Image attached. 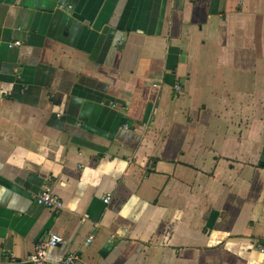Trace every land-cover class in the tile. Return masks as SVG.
I'll list each match as a JSON object with an SVG mask.
<instances>
[{
    "label": "crops",
    "instance_id": "0c3cea01",
    "mask_svg": "<svg viewBox=\"0 0 264 264\" xmlns=\"http://www.w3.org/2000/svg\"><path fill=\"white\" fill-rule=\"evenodd\" d=\"M48 232L53 261L264 264V0H0V264Z\"/></svg>",
    "mask_w": 264,
    "mask_h": 264
},
{
    "label": "built area",
    "instance_id": "2783aa9c",
    "mask_svg": "<svg viewBox=\"0 0 264 264\" xmlns=\"http://www.w3.org/2000/svg\"><path fill=\"white\" fill-rule=\"evenodd\" d=\"M19 45L18 40H14L12 42L7 43V47L17 46ZM153 86H156L155 83L152 84ZM174 88L178 90L180 88L179 85L175 84ZM110 199V195L106 194L102 201L103 203H107ZM35 203L38 205L46 206V207H52L53 209H60L62 207L61 201L53 196L50 192L49 187H44L43 190L34 198ZM61 237L54 233V232H48L46 237L36 243L33 246V250L28 255V261L30 264H74L78 260V256L73 253H67L65 254L61 259L57 261L49 260L46 257V249L48 247H53L61 242ZM90 236L85 239V242H89ZM259 250L261 252L264 251L263 247H259Z\"/></svg>",
    "mask_w": 264,
    "mask_h": 264
}]
</instances>
